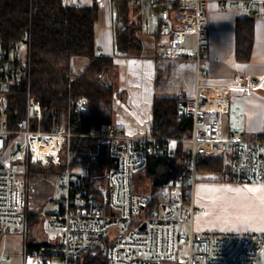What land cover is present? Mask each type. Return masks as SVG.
Masks as SVG:
<instances>
[{
	"label": "built area",
	"instance_id": "built-area-1",
	"mask_svg": "<svg viewBox=\"0 0 264 264\" xmlns=\"http://www.w3.org/2000/svg\"><path fill=\"white\" fill-rule=\"evenodd\" d=\"M99 8L106 0H94ZM137 5L153 11L158 19L157 41L163 48L162 58L179 61L191 59L196 66L195 95L182 98L180 116L192 120V133L183 140L192 147L187 161L190 174L186 189L173 184L160 189L156 207L153 198L135 188V177L142 173L151 157H172L179 140L147 135H134L118 127H110L86 137L108 142L110 156L118 158V169L109 173L105 184L97 187L98 195L81 196V181L70 170L73 156L71 141L81 136L75 133L77 120L69 113L64 123L51 131H42L44 112L39 99L31 97L26 117L19 130L7 127L6 95H0V244L12 227L28 228L27 186L32 167L66 169L60 177L64 195L56 201L49 214L45 233L53 238L49 243L29 247L25 243L22 264H81L87 253L106 256L108 264H167L178 256V246L187 244L188 253L180 256L182 264H264L263 233L195 232L197 215L195 179L200 156L226 158L231 163L232 182L264 183V135L245 139L240 133L224 136L220 116L230 112L232 90L252 92L256 81L235 77L232 86L203 85L206 78L204 56L210 48L209 7L215 3L217 12L244 9L251 18H262V0H134ZM115 24L123 20L112 14ZM25 38V37H24ZM20 45V44H19ZM19 46L7 53L0 52V81L26 77L30 73L27 53ZM100 56H104L99 52ZM76 79L70 78V82ZM38 123L37 129H32ZM22 137L13 148L10 136ZM120 146H123L121 149ZM177 189V193L173 192ZM188 226L189 232L179 230ZM0 264H17L10 254H0Z\"/></svg>",
	"mask_w": 264,
	"mask_h": 264
},
{
	"label": "trees",
	"instance_id": "trees-1",
	"mask_svg": "<svg viewBox=\"0 0 264 264\" xmlns=\"http://www.w3.org/2000/svg\"><path fill=\"white\" fill-rule=\"evenodd\" d=\"M125 6L117 12L122 24L114 26L117 56L141 50L138 25L129 23ZM100 15L101 8L95 2L81 6L65 0H0V52L7 53L11 47L22 44L30 65L28 76L0 81V95H6L7 127L12 132L19 130L31 97L42 103V131H51L64 123L70 113L77 120L75 133L81 135L71 141L70 170L81 181L83 197L97 196L98 185L104 184L111 172L110 144L86 137L114 126V88L101 81L104 71L114 66V57L98 54L96 26ZM253 43L254 19H240L236 43L239 61L250 60ZM76 57L90 60L89 66L77 76L72 68ZM72 76L76 79L70 82ZM181 101V97H166L154 102L151 133L179 141L172 157H151L145 170L135 177L136 190L154 197L150 207L157 205L158 190L171 188L170 184L186 189L189 184L187 161L191 151L185 149L183 140L191 137L192 120L180 116ZM37 126L38 123L33 124L32 129ZM15 138L11 135L10 142ZM199 160L197 171L231 175L229 156H200ZM66 166L63 155L62 164L56 169L60 175ZM80 263L108 264V259L87 253Z\"/></svg>",
	"mask_w": 264,
	"mask_h": 264
},
{
	"label": "crops",
	"instance_id": "crops-1",
	"mask_svg": "<svg viewBox=\"0 0 264 264\" xmlns=\"http://www.w3.org/2000/svg\"><path fill=\"white\" fill-rule=\"evenodd\" d=\"M65 1L81 6L94 3V0ZM122 5H126L129 23L138 25L137 37L141 42V50L132 51L128 56H117L114 46L115 25L112 14L118 12ZM248 18H251L250 13L244 9L220 13L217 12L215 3L210 4V48L204 56L206 78L202 84L232 86L237 76L256 81L258 87L252 92L235 91L234 98L237 102L234 104L235 108L232 101L230 112L225 116L234 114L238 129L231 134L240 133L244 137L250 134L259 137L264 135V11L262 18L254 19L251 58L241 62L236 58L237 23L240 19ZM158 23L159 19L153 11L135 4L134 0H106V6L101 8L97 22L98 54L101 52L104 56L114 57L112 68L117 79L111 85L115 88L112 100L113 125L129 134L147 135L151 132L153 107L157 98H175L182 92L188 99L195 95L194 61L191 59L171 61L162 58L163 51L160 50L157 41ZM89 64L84 65L78 74L73 70L74 74L76 76L81 74ZM30 170L35 171L34 167ZM199 218L200 216L197 219ZM200 230L211 231L201 228ZM26 243L29 247L40 245L29 241Z\"/></svg>",
	"mask_w": 264,
	"mask_h": 264
},
{
	"label": "rangeland",
	"instance_id": "rangeland-1",
	"mask_svg": "<svg viewBox=\"0 0 264 264\" xmlns=\"http://www.w3.org/2000/svg\"><path fill=\"white\" fill-rule=\"evenodd\" d=\"M20 53H26V47L22 44L18 45ZM160 50L164 51L161 46ZM90 63V60L83 57H76L72 60V68L76 74L82 71V67ZM113 68L105 70L101 81L104 84L112 85L113 81L117 79ZM115 89V88H114ZM235 91L232 90L231 102L233 108L237 102ZM234 95V96H233ZM220 116V123L223 135L230 136L231 132L237 131L238 127L235 125L234 114L231 116ZM258 136L247 134L244 138L251 139ZM22 142V137L13 140V148L7 151L4 159H7L9 154L13 152L14 148ZM177 145L174 144V149ZM185 149L191 151L192 147L189 143H185ZM35 171H29L28 186H27V204H28V228L25 231L24 227H12L10 232L3 236L0 244V254H10L13 256L17 264H22V253L26 242L34 244L49 243L52 236L45 233V228L49 221V214L56 209V201L59 200L64 192L61 190L60 177L58 170L55 168H41L34 167ZM195 198L197 209H203L208 215L200 216L194 225L195 232H203L201 229H210L211 231L230 232V233H263L264 231V204L260 200L253 201L257 206L252 213H237L228 204L234 202L233 198H239L236 192L224 191L226 188L244 189L258 188L256 196H264L263 184H237L232 182L230 176H224L222 173L198 170L195 179ZM105 184V183H104ZM259 185V187L256 186ZM177 193V189H173ZM251 196V193L247 194ZM227 208V211L224 209ZM199 228V229H198ZM179 230L184 233L189 232L188 226H180ZM210 231V232H211ZM178 256L173 263L167 264H182L179 258L183 254L188 253L187 244L178 246Z\"/></svg>",
	"mask_w": 264,
	"mask_h": 264
},
{
	"label": "snow or ice",
	"instance_id": "snow-or-ice-1",
	"mask_svg": "<svg viewBox=\"0 0 264 264\" xmlns=\"http://www.w3.org/2000/svg\"><path fill=\"white\" fill-rule=\"evenodd\" d=\"M224 191L236 192L238 194L239 198H233L234 202L228 204V207L232 208L233 211L237 213H252L255 211L257 206L253 201L260 200L261 204H264V196L258 197L255 195L260 191L258 188H248L245 186L244 189L226 188ZM248 193H251L252 195L248 196ZM224 211H227V208H225ZM205 215H208V213H205Z\"/></svg>",
	"mask_w": 264,
	"mask_h": 264
},
{
	"label": "water",
	"instance_id": "water-1",
	"mask_svg": "<svg viewBox=\"0 0 264 264\" xmlns=\"http://www.w3.org/2000/svg\"><path fill=\"white\" fill-rule=\"evenodd\" d=\"M120 148L122 149L123 148V146H120ZM118 158H112L111 159V169L112 170H116V169H118Z\"/></svg>",
	"mask_w": 264,
	"mask_h": 264
}]
</instances>
